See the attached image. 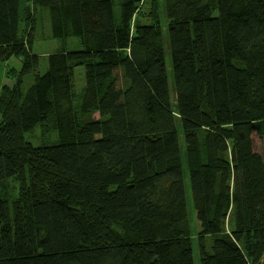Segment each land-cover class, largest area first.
<instances>
[{
  "label": "trees",
  "instance_id": "obj_1",
  "mask_svg": "<svg viewBox=\"0 0 264 264\" xmlns=\"http://www.w3.org/2000/svg\"><path fill=\"white\" fill-rule=\"evenodd\" d=\"M31 2L61 45L0 0V264H264V0Z\"/></svg>",
  "mask_w": 264,
  "mask_h": 264
},
{
  "label": "rangeland",
  "instance_id": "obj_2",
  "mask_svg": "<svg viewBox=\"0 0 264 264\" xmlns=\"http://www.w3.org/2000/svg\"><path fill=\"white\" fill-rule=\"evenodd\" d=\"M161 0H159L160 2ZM29 8V15L27 18L23 20V22L20 25L19 34L20 37H22L23 41H26L27 38H29L32 42V53L39 56L40 58V71L43 72L46 66L45 58L48 54H51L56 48H59L61 43L58 40H53L50 38L49 34V27H48V21H47V15L46 11L43 9H40L38 7H34L32 5L31 0H25ZM161 3L158 4L157 13L159 15L160 24L162 25V28L165 27L164 18L161 15V9H160ZM143 14H142V20H146L148 22L149 17L148 15L152 12V9L149 7V2L144 1L142 6ZM73 40H70V42H66L65 45L72 46ZM20 61L21 58H11L7 63L0 65V85L1 88L9 87L14 81V78L16 74L19 72L20 69ZM166 63V71H167V77H168V83L171 84V68H170V59L169 56H166L165 59ZM29 81H26V84ZM73 82H74V91L77 94H80L81 89L84 86V71L82 67H77L74 69L73 72ZM3 90V89H2ZM173 95L170 92V98ZM181 137V135L179 136ZM180 143H182V140H180ZM181 145V144H180ZM253 145L254 150L257 152L264 160V137L258 138L255 135H253ZM182 146V145H181ZM183 149V146H182ZM183 173H184V188L186 193V198L188 201V222L190 226V236L192 240H195V236L197 234V231L199 230V226L195 219V213L192 208L191 200H190V192H189V186H188V175L187 170L185 167H183ZM193 254H194V261L195 264H198V256L196 251V245H193Z\"/></svg>",
  "mask_w": 264,
  "mask_h": 264
}]
</instances>
